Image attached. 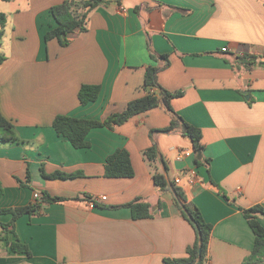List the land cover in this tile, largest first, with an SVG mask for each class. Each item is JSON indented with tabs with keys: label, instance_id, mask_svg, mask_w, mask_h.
<instances>
[{
	"label": "crops",
	"instance_id": "1",
	"mask_svg": "<svg viewBox=\"0 0 264 264\" xmlns=\"http://www.w3.org/2000/svg\"><path fill=\"white\" fill-rule=\"evenodd\" d=\"M65 1L0 0L8 16L0 111L21 140L0 147V264H165L187 257L195 230L173 191L155 185V174L179 179L213 226L202 264H243L255 243L243 210L264 207V0H110L63 48L45 35L57 26L52 7ZM148 67L158 69L165 90L182 93L171 100L174 114L160 106L113 130L94 129L85 149L55 132L58 116L102 122L123 112L145 96ZM86 85L101 91L82 105ZM175 116L201 131V154L181 123L169 129ZM154 146L165 163L147 161ZM121 149L135 175L108 178L106 160ZM179 152L192 155L177 159ZM43 171L77 176L50 179ZM47 196L63 201L48 203ZM136 200L149 204V218L133 219L127 206ZM31 205L39 209L16 219L3 213ZM3 225H10L8 241L29 254L5 245Z\"/></svg>",
	"mask_w": 264,
	"mask_h": 264
},
{
	"label": "trees",
	"instance_id": "2",
	"mask_svg": "<svg viewBox=\"0 0 264 264\" xmlns=\"http://www.w3.org/2000/svg\"><path fill=\"white\" fill-rule=\"evenodd\" d=\"M8 2L10 0H2ZM110 0H66L64 3L54 6L51 13L57 23V26L45 35V41L53 39L58 40L59 44L65 48L68 47L74 38L87 30V20L89 14L95 9L108 5ZM8 16L0 13V44L4 37V28L7 24ZM164 61L168 58L162 57ZM249 56V62L255 60ZM6 61V57L0 53V66ZM157 68L148 67L145 72L144 90L145 96L135 99L128 103L127 108L121 112L116 113L104 121L78 119L69 116H58L54 120L53 129L55 132L65 138L75 149H85L89 147L87 142L88 134L97 128L106 127L113 130L116 126H121L135 116L147 113L155 108L164 106L171 114L174 111L171 107V100L181 96V92L171 93L165 90L158 82ZM101 88L99 86H83L79 92V100L82 105L95 102L99 98ZM181 123L183 134L191 140L193 149L196 153L203 150L201 144V131L185 122H181L178 117H174L170 126L173 130L177 124ZM21 140L18 136L16 127L9 120H7L0 111V147L20 145ZM147 161L151 164L163 161L159 154L157 147H152L144 153ZM200 157H197V164H200ZM135 172L131 162L130 154L127 150H117L110 155L106 160L105 176L108 178H132ZM43 176L50 179H71L77 175L64 174L56 172L51 175H46L43 171ZM155 185L161 191H173L177 208L182 216L191 224L196 233V240L193 246L187 249V257L181 259H167L165 264H202L209 249V243L213 231V226L207 223L200 210L190 202L184 190L180 187V183L168 180L164 174H155L153 176ZM46 202L56 203L62 202L61 198H49L47 196ZM127 207L131 209L134 220L149 218V204L136 200L130 203ZM39 206L31 205L25 209L8 210L3 213H12L14 219L22 214H33ZM243 214L247 219L251 230L255 235L254 247L248 258L243 264H264V226L261 224V219H264V207L261 205L253 206L249 209H244ZM11 225V224H10ZM3 225L4 236L2 241L5 245L16 253L29 254V250L25 245L19 242L10 243L7 238L8 226ZM14 233V232H12Z\"/></svg>",
	"mask_w": 264,
	"mask_h": 264
},
{
	"label": "built area",
	"instance_id": "3",
	"mask_svg": "<svg viewBox=\"0 0 264 264\" xmlns=\"http://www.w3.org/2000/svg\"><path fill=\"white\" fill-rule=\"evenodd\" d=\"M123 12H125V10H123ZM223 51H227V48H224ZM192 154L190 152H179V155L177 157V159H181L183 157H190ZM195 179H197V172L196 170H191L189 171V177H188V182L189 183H194ZM177 183H180V180H176ZM35 200L39 198L38 194L34 195ZM106 198L103 197V200H105Z\"/></svg>",
	"mask_w": 264,
	"mask_h": 264
},
{
	"label": "water",
	"instance_id": "4",
	"mask_svg": "<svg viewBox=\"0 0 264 264\" xmlns=\"http://www.w3.org/2000/svg\"><path fill=\"white\" fill-rule=\"evenodd\" d=\"M201 154V152H199Z\"/></svg>",
	"mask_w": 264,
	"mask_h": 264
}]
</instances>
